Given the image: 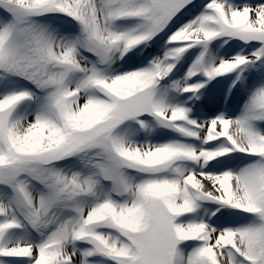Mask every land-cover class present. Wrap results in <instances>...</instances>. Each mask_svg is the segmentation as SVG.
Here are the masks:
<instances>
[{"label":"snow or ice","instance_id":"snow-or-ice-1","mask_svg":"<svg viewBox=\"0 0 264 264\" xmlns=\"http://www.w3.org/2000/svg\"><path fill=\"white\" fill-rule=\"evenodd\" d=\"M0 264H264V0H0Z\"/></svg>","mask_w":264,"mask_h":264}]
</instances>
